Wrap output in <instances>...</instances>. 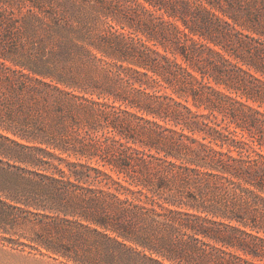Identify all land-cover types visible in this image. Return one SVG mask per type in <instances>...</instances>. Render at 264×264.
I'll list each match as a JSON object with an SVG mask.
<instances>
[{"label": "trees", "instance_id": "1", "mask_svg": "<svg viewBox=\"0 0 264 264\" xmlns=\"http://www.w3.org/2000/svg\"><path fill=\"white\" fill-rule=\"evenodd\" d=\"M126 1L128 32L75 42L111 73L97 97L44 42L0 46V234L71 264H264V0Z\"/></svg>", "mask_w": 264, "mask_h": 264}, {"label": "rangeland", "instance_id": "2", "mask_svg": "<svg viewBox=\"0 0 264 264\" xmlns=\"http://www.w3.org/2000/svg\"><path fill=\"white\" fill-rule=\"evenodd\" d=\"M33 1L35 0H0V46L3 41L9 43L11 47L22 44L25 45L28 53H32L31 51L35 47L33 45L37 41L44 42L56 56L67 55L69 57L67 66L73 67L79 77L78 91H93L95 97L98 93L105 92L108 89L107 85L110 84V79H107V76L111 77L110 71L102 62L94 60L80 50L75 42L80 45V40L77 37L87 27L92 28L96 34L105 33L108 29L128 32L129 28L125 26L126 18L122 10L125 7L123 3L127 1L112 0L110 2L107 0L105 11L109 13V17H105L102 15L104 14L102 5L89 8L82 0L75 2L73 0H69V2L50 0L51 4H47V9L53 11L54 16L63 17L60 23L67 25L66 31L54 35H49L47 28H40V23L49 24L51 21L42 22L40 20L43 14L37 13L39 9L34 8ZM96 12L100 14L98 20L94 19ZM93 51L96 52V50ZM98 56H100L99 53ZM21 240L27 241L25 238H21ZM0 264L71 263L62 257L47 253L45 250L39 251L30 246L12 245L3 238V234H0Z\"/></svg>", "mask_w": 264, "mask_h": 264}]
</instances>
